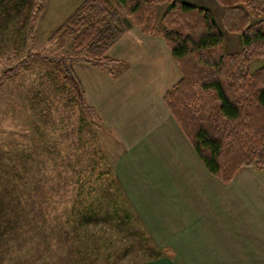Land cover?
Returning <instances> with one entry per match:
<instances>
[{"label":"trees","instance_id":"obj_1","mask_svg":"<svg viewBox=\"0 0 264 264\" xmlns=\"http://www.w3.org/2000/svg\"><path fill=\"white\" fill-rule=\"evenodd\" d=\"M47 1L0 0V52L7 55L10 50L16 60L15 69L1 81L32 60L57 64L59 77L81 110V120L102 128L73 63L84 62L117 78L126 66L113 60L110 52L138 27L145 36L164 39L181 72V81L164 101L207 171L228 185L243 170L264 168V22L253 23V18L264 15V0H217L224 9L225 27L241 37L243 50L238 54L226 51L221 27L208 8L173 0H116V5L85 0L60 29L72 42V54L26 52V57L17 58L24 54L21 51ZM166 3L170 5L163 28L157 30L156 9ZM258 60L263 65L253 70ZM99 161L91 159L85 169L76 164L77 194L62 222L63 233L55 239V264H119L132 252V246L121 248L115 240L118 234L136 232L135 215L113 167L104 163L105 171H100ZM138 234L142 256L159 255L148 235Z\"/></svg>","mask_w":264,"mask_h":264},{"label":"crops","instance_id":"obj_2","mask_svg":"<svg viewBox=\"0 0 264 264\" xmlns=\"http://www.w3.org/2000/svg\"><path fill=\"white\" fill-rule=\"evenodd\" d=\"M119 78L73 63L88 104L120 141L115 174L159 255L138 264H264V168L212 176L165 104L182 79L161 37L132 28L110 52Z\"/></svg>","mask_w":264,"mask_h":264},{"label":"rangeland","instance_id":"obj_3","mask_svg":"<svg viewBox=\"0 0 264 264\" xmlns=\"http://www.w3.org/2000/svg\"><path fill=\"white\" fill-rule=\"evenodd\" d=\"M173 1L211 10L223 32L226 51L242 52L241 37L225 27L224 9L217 0ZM84 2L48 0L38 14L33 36L21 51L24 54L17 58L26 57V52L72 54V42L62 36L60 29ZM109 2L117 4L116 0ZM169 5L161 4L156 9L157 30L163 28ZM257 22H264V15L253 18V23ZM3 51L0 52V264H55L58 259L54 256L55 239L58 241L63 233L62 222L77 194L78 187L73 184L80 171L77 162L84 164L85 169L91 159L101 158L98 170L105 171L104 163L114 169L120 141L104 123V127L98 128L86 119L81 120V110L74 105L70 90L59 77L57 64L32 60L1 81L16 67L12 52L9 50L6 55ZM262 65V60L256 61L253 70ZM129 208L135 215L136 232L131 236L118 234L117 240L113 239L121 248L132 246L135 251L122 256L119 264L145 259L136 234L147 232L132 206ZM48 247L51 252H47Z\"/></svg>","mask_w":264,"mask_h":264}]
</instances>
